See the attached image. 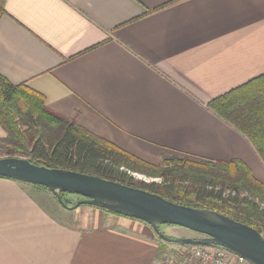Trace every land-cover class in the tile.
<instances>
[{
    "label": "crops",
    "instance_id": "obj_1",
    "mask_svg": "<svg viewBox=\"0 0 264 264\" xmlns=\"http://www.w3.org/2000/svg\"><path fill=\"white\" fill-rule=\"evenodd\" d=\"M0 4V75L50 111L148 163L239 161L264 185L255 147L208 107L264 75V0ZM28 185L0 178V264H158L166 244L147 223L93 206L56 215Z\"/></svg>",
    "mask_w": 264,
    "mask_h": 264
},
{
    "label": "trees",
    "instance_id": "obj_2",
    "mask_svg": "<svg viewBox=\"0 0 264 264\" xmlns=\"http://www.w3.org/2000/svg\"><path fill=\"white\" fill-rule=\"evenodd\" d=\"M4 13L0 4V19ZM208 107L240 131L264 161V75L212 100ZM0 124L7 134L0 139L5 158H25L38 166L97 176L181 205L213 210L264 236V185L242 162L164 155L165 166L148 163L53 113L43 95L2 75ZM134 173L160 182L137 181Z\"/></svg>",
    "mask_w": 264,
    "mask_h": 264
},
{
    "label": "water",
    "instance_id": "obj_3",
    "mask_svg": "<svg viewBox=\"0 0 264 264\" xmlns=\"http://www.w3.org/2000/svg\"><path fill=\"white\" fill-rule=\"evenodd\" d=\"M0 178L44 187L67 210L81 206L97 207L147 223L164 241L221 247L251 264H264V236L255 228L213 210L181 205L160 195L97 176L38 166L19 157L0 159ZM63 194L77 195L82 200L67 205ZM161 225L179 226L201 238L171 239L160 232Z\"/></svg>",
    "mask_w": 264,
    "mask_h": 264
},
{
    "label": "rangeland",
    "instance_id": "obj_4",
    "mask_svg": "<svg viewBox=\"0 0 264 264\" xmlns=\"http://www.w3.org/2000/svg\"><path fill=\"white\" fill-rule=\"evenodd\" d=\"M171 157V156H170ZM5 158V155L3 153V150L0 149V159ZM178 158H182L181 156H179ZM163 160V158H162ZM162 164V161L161 163ZM163 166H165V163L162 164ZM132 176H134L135 180L137 181H144L147 183H151L153 179L140 175V174H132ZM155 182H160V180H156ZM28 186H34V185H28ZM34 188H39L37 186H35ZM43 189V188H42ZM39 189V191L37 190L36 194L38 199L43 203V204H47L46 206L49 208L50 210L58 215V213H62L64 212V214H67L70 212V210H67L66 208H64L62 205L59 204L58 201H56V197L54 195L51 194V192L49 190L46 189ZM65 195V200H67L68 202L72 203V202H77L79 200H82L81 197L77 196V195H71V194H63ZM71 221L68 219L67 223H70ZM160 232L165 235L168 238L171 239H179V238H190V239H197V238H201L200 235L191 232L190 230L181 228L179 226H174V225H161L160 227ZM159 239V237H158ZM162 240V239H161ZM166 245L167 250L162 249L161 253L159 254V259H158V264H201V262L197 259H194L191 257V254H189L190 248L192 246L189 245H181V244H177L174 242H167L162 240Z\"/></svg>",
    "mask_w": 264,
    "mask_h": 264
},
{
    "label": "built area",
    "instance_id": "obj_5",
    "mask_svg": "<svg viewBox=\"0 0 264 264\" xmlns=\"http://www.w3.org/2000/svg\"><path fill=\"white\" fill-rule=\"evenodd\" d=\"M160 179H153L152 182ZM189 254L201 264H251L231 251L216 246H192Z\"/></svg>",
    "mask_w": 264,
    "mask_h": 264
}]
</instances>
